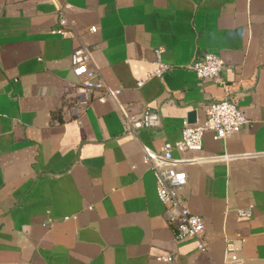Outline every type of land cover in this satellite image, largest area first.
Returning a JSON list of instances; mask_svg holds the SVG:
<instances>
[{"label": "crops", "instance_id": "crops-1", "mask_svg": "<svg viewBox=\"0 0 264 264\" xmlns=\"http://www.w3.org/2000/svg\"><path fill=\"white\" fill-rule=\"evenodd\" d=\"M80 43L121 93L77 113L64 87ZM158 48L170 68L150 76ZM206 52L223 59L221 81L188 66ZM223 98L249 122L173 150L202 159L184 166L180 191L205 219L200 250L176 238L144 156ZM148 108L161 125L127 131L125 115ZM228 237L243 264H264V0H0V264H224Z\"/></svg>", "mask_w": 264, "mask_h": 264}, {"label": "built area", "instance_id": "built-area-1", "mask_svg": "<svg viewBox=\"0 0 264 264\" xmlns=\"http://www.w3.org/2000/svg\"><path fill=\"white\" fill-rule=\"evenodd\" d=\"M60 25L61 27L57 29L60 34H65L67 29L71 28L65 14L60 16ZM96 30V26L91 27V31ZM163 51V48L156 49V67L150 76H161L170 68V65L162 59ZM71 62L77 81L64 87V100L66 106L74 108L75 111L77 109V113H79L78 109L87 107L94 99L105 102L108 98L116 99L121 93L120 88L115 89L108 86L100 76L98 69L93 67L89 46L80 43L71 55ZM188 66L196 72L200 79L221 81V72L225 64L218 54L206 52L197 55ZM142 83L143 81L138 82L139 85ZM248 122L249 118L239 108L236 101L229 98L219 99L209 105L207 117L202 123L184 125L180 140L175 143H165L161 151L146 148L144 159L154 172L158 196L165 205L166 216L174 228L176 238L194 237L200 250L207 249L205 219L192 212L180 191L188 182V172L184 166L202 159L196 156L179 159L174 157L173 150L178 149L185 153L200 151L204 146L206 131H213L217 138H226L238 132ZM125 123L127 131L135 132L142 128L161 125L162 116L159 111L148 108L141 113H127ZM252 211L253 205L237 210L241 216H250ZM239 241L234 237L227 238L224 264H243ZM165 259L172 264L174 256L168 255Z\"/></svg>", "mask_w": 264, "mask_h": 264}, {"label": "water", "instance_id": "water-1", "mask_svg": "<svg viewBox=\"0 0 264 264\" xmlns=\"http://www.w3.org/2000/svg\"><path fill=\"white\" fill-rule=\"evenodd\" d=\"M196 117V112L193 110L189 113V120L190 122H194Z\"/></svg>", "mask_w": 264, "mask_h": 264}]
</instances>
